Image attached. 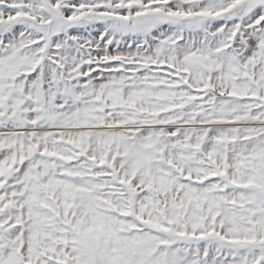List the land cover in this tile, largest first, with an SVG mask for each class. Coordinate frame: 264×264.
Returning <instances> with one entry per match:
<instances>
[{
	"label": "snow or ice",
	"instance_id": "obj_1",
	"mask_svg": "<svg viewBox=\"0 0 264 264\" xmlns=\"http://www.w3.org/2000/svg\"><path fill=\"white\" fill-rule=\"evenodd\" d=\"M0 264H264V0H0Z\"/></svg>",
	"mask_w": 264,
	"mask_h": 264
}]
</instances>
